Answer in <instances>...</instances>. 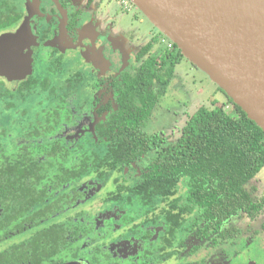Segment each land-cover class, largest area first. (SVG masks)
<instances>
[{"label":"flooded vegetation","instance_id":"1","mask_svg":"<svg viewBox=\"0 0 264 264\" xmlns=\"http://www.w3.org/2000/svg\"><path fill=\"white\" fill-rule=\"evenodd\" d=\"M10 2L20 19L0 35L26 24L31 39L18 54L20 77L0 76L7 94L0 114V264H263L260 183L247 188L262 205L256 216L204 228L184 178L166 189L165 172L150 171L193 114L185 112L170 131L145 130L186 59L148 120L137 132L122 130V96L141 50L154 41L160 51L168 39L137 15L136 31L119 29L118 16L134 6L124 11L116 0ZM124 135L133 157L115 159L120 150L111 143Z\"/></svg>","mask_w":264,"mask_h":264},{"label":"trees","instance_id":"2","mask_svg":"<svg viewBox=\"0 0 264 264\" xmlns=\"http://www.w3.org/2000/svg\"><path fill=\"white\" fill-rule=\"evenodd\" d=\"M10 1L0 0V34L20 19ZM154 44L152 41L141 50L137 75L127 82L123 93L124 133L137 132L148 120L166 91L174 67L185 59L175 44L170 52L166 45L160 51L154 50ZM154 83L156 92L152 90ZM216 90L225 96L226 103L212 101L211 106L197 109L188 118L179 141L155 159L150 171L165 172L162 180L166 189L184 178L188 202L202 211L204 228L214 224L221 229L234 217L253 218L262 209L247 188L264 168V133L221 89ZM6 99L0 86V114ZM110 147L120 150L115 159L133 157L129 154L132 145L125 135L120 143L112 141Z\"/></svg>","mask_w":264,"mask_h":264},{"label":"water","instance_id":"3","mask_svg":"<svg viewBox=\"0 0 264 264\" xmlns=\"http://www.w3.org/2000/svg\"><path fill=\"white\" fill-rule=\"evenodd\" d=\"M128 1L264 133V0ZM30 39L26 24L0 35L1 77H20Z\"/></svg>","mask_w":264,"mask_h":264},{"label":"rangeland","instance_id":"4","mask_svg":"<svg viewBox=\"0 0 264 264\" xmlns=\"http://www.w3.org/2000/svg\"><path fill=\"white\" fill-rule=\"evenodd\" d=\"M136 15L139 16L137 10L127 15H119L117 18L119 29L124 32L131 30L136 31ZM136 35L140 37L141 30L136 33ZM186 61L187 62H182L177 66L176 80L172 83L165 98L161 100L160 107L154 114V119L147 124L145 129L147 132L160 130L161 127L165 132L170 131L175 122H177L178 125L181 124L185 118L183 115L185 112L187 114H192L201 107L211 106L212 101H217L221 104L226 103L225 96L216 90L217 86L208 76L188 60ZM256 183H260L262 187H257V195L264 196V168L257 175L252 185ZM239 226L244 227L242 223H240Z\"/></svg>","mask_w":264,"mask_h":264},{"label":"built area","instance_id":"5","mask_svg":"<svg viewBox=\"0 0 264 264\" xmlns=\"http://www.w3.org/2000/svg\"><path fill=\"white\" fill-rule=\"evenodd\" d=\"M116 1L119 3L120 7H121L124 11L129 10L130 7L133 6V5H131V3H130L128 0H116ZM172 44H173V43L168 42V43H166V47H167L168 49H170V48L172 47Z\"/></svg>","mask_w":264,"mask_h":264},{"label":"crops","instance_id":"6","mask_svg":"<svg viewBox=\"0 0 264 264\" xmlns=\"http://www.w3.org/2000/svg\"><path fill=\"white\" fill-rule=\"evenodd\" d=\"M79 1V4H82V1H84V0H78ZM108 3V2H107ZM102 5H105V9H104V11L107 13V12H109V8H110V6L111 5H109V6H107L106 4H102ZM104 8V7H103ZM135 10H137L138 11V14H139V16L141 17V18H143V19H145L146 21H147V23L152 27V28H154L156 31H158L156 28H155V26L138 10V9H136L135 7L133 8V11H135ZM123 15H127V14H123ZM159 32V31H158ZM160 33V32H159Z\"/></svg>","mask_w":264,"mask_h":264}]
</instances>
